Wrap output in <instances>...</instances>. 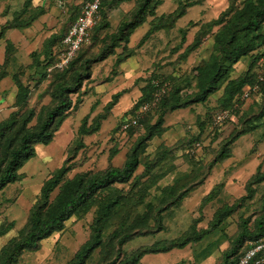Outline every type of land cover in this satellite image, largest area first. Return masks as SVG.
I'll use <instances>...</instances> for the list:
<instances>
[{"label": "rangeland", "instance_id": "rangeland-1", "mask_svg": "<svg viewBox=\"0 0 264 264\" xmlns=\"http://www.w3.org/2000/svg\"><path fill=\"white\" fill-rule=\"evenodd\" d=\"M78 1L0 0V123L11 113L21 121L30 112L25 126H36L54 104L56 84L69 81L82 58L98 54L139 0H104L88 41L59 71L52 67L59 39ZM242 1L151 0L152 11L127 41L89 65V77L68 95L71 107L51 139L34 144V155L17 170L18 179L0 189V249L23 234L41 184L61 165L67 168L64 179L102 172L120 167L136 145L137 166L127 182L97 191L60 230L21 250L12 264H66L91 237L97 211L110 202L100 242L84 264L114 257L116 264L138 252L143 254L135 264H219L242 226L254 229L264 213V180L253 182L256 173L264 172V82L256 94L230 108L222 99L223 82L203 102L177 109H154L156 103L135 126L124 131L119 126L135 105L149 102L153 81L165 85L166 101L175 92L180 103L195 95L196 69L208 60L219 29L209 25ZM152 23L161 28L144 37ZM259 59L264 62V53L257 47L232 65L226 79L253 81ZM18 84L23 93L17 101ZM222 111L227 117L219 121ZM18 126L7 134L12 144ZM79 127L84 133L78 134ZM221 151L226 157L212 163ZM57 193L58 186L48 201ZM228 206L229 213L217 221L216 211ZM122 235L127 236L118 244Z\"/></svg>", "mask_w": 264, "mask_h": 264}, {"label": "trees", "instance_id": "trees-1", "mask_svg": "<svg viewBox=\"0 0 264 264\" xmlns=\"http://www.w3.org/2000/svg\"><path fill=\"white\" fill-rule=\"evenodd\" d=\"M103 1L100 3L98 12H100ZM157 3L158 1L156 4ZM150 4L151 0H139L135 10L131 13L130 19L124 21L118 27L116 32L109 35V41L103 44L98 54L94 58H82L81 67L73 72L70 76V80L56 84L53 95L55 100L54 104L46 110L36 126H25L30 118V112L24 115L21 121H18L15 114L11 113L0 123V153L2 155L0 157V189L6 184L12 183L18 179L19 174L17 173V170L25 161L34 155V144L45 145L51 139L53 131L61 123L71 107V101L68 95L77 92L82 80L89 77V65L106 58L107 55L111 54L112 48L116 46L118 42H126L130 31L144 21L147 11H152V9H150ZM181 15L182 10L178 11L176 17ZM263 22L264 0H243L239 8H235L234 10L228 9L222 12L209 25L219 26V29L214 33L212 50L208 60L201 63L196 69L197 92L195 95L180 103L178 102L176 92L175 95H171L169 101H166L165 91L159 98L157 105L155 106L156 108L154 109L159 108V105L162 108L177 109L192 103L203 102L206 97L213 91L217 90L223 82L225 83L222 87V99L227 101L226 108H230L234 101H238V103L240 101H245L239 99V91L244 84L253 83L255 79L251 82H246L247 79L245 76H239L234 79H226V77L228 76V72L232 65L241 57L248 55L257 47H260L261 53H264V32H262ZM158 28H161L160 25L152 23L144 37ZM92 30L93 28L91 31ZM194 44H196V41ZM83 45H81L79 49ZM76 52L72 58L75 56ZM72 58L61 68V70L72 61ZM61 70L59 69V71ZM263 82L264 76L257 82V90L251 93L250 96L258 92ZM150 88H152V85ZM22 93L23 87L18 84L16 95L17 101L21 99L18 95H22ZM141 103H143V101L133 107L130 115H132L133 111ZM263 112L264 110L262 113ZM159 122L160 119H158L156 124H159ZM16 126H18L17 130H19V133L15 144H12L7 137V134ZM82 130L83 128L79 127L78 134L84 133ZM92 130H96V125ZM146 137L147 136L142 140ZM234 139L235 137H233L231 141ZM137 149L138 147L136 145L131 147L128 156L120 167H108L102 172L92 174L82 173L77 174L70 179H64V174L67 170L64 165H61L54 170L50 176L43 181L39 188L38 198L33 204L28 217L27 227L23 234L0 249V264L14 263L21 250L34 248L38 241L46 238L52 232L60 230L63 227V222L73 215L79 208L86 205L97 191L107 188L114 183L127 182L137 166ZM224 157H226V155L221 151L219 152V155L212 160V163H215L217 159ZM262 180H264V172L256 173L253 176V182L255 183ZM56 186H58V193L54 200L49 202V193ZM208 196H210V193L207 194V197ZM113 204V202L107 203L97 211L91 237L79 247L73 258L66 264H84L90 253L100 242L101 229L109 215L110 207ZM230 208L231 206L218 209L216 211L217 221H220L227 213H229ZM225 211L226 213H223ZM263 234L264 213L260 214L258 218L255 219L254 229L251 232L246 231L242 226L241 231L236 235L232 245L222 253L219 264H235L239 254L249 247V242H254ZM126 236L127 235H122L117 240V243L121 244ZM245 238L248 239L246 242H244ZM243 242L244 244L242 245ZM184 243L185 241L181 242L179 245L181 246ZM174 246H176L175 243L168 248ZM142 254V252L132 254L116 264H135ZM115 260L116 257L110 262L102 264H113Z\"/></svg>", "mask_w": 264, "mask_h": 264}, {"label": "built area", "instance_id": "built-area-1", "mask_svg": "<svg viewBox=\"0 0 264 264\" xmlns=\"http://www.w3.org/2000/svg\"><path fill=\"white\" fill-rule=\"evenodd\" d=\"M103 0H79L78 10L72 21L68 24L65 33L59 42V50L56 55L53 68L61 69L72 58L79 47L85 44L89 39L91 29L96 25L99 16L100 3ZM258 69L253 83L244 84L239 91V99L246 100L251 93L257 90V82L264 76V62L259 59ZM152 92L149 102H144L136 107L132 115L120 121V129L122 131L133 127L142 115L150 112L158 102L161 95L165 92V85L157 81H153ZM228 111H222L216 118L222 120L227 117ZM216 121V123H219ZM235 264H264V234L255 240L249 242V247L242 251L237 257Z\"/></svg>", "mask_w": 264, "mask_h": 264}]
</instances>
